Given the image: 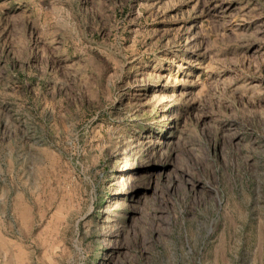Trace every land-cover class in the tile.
Returning a JSON list of instances; mask_svg holds the SVG:
<instances>
[{
    "label": "rangeland",
    "instance_id": "obj_1",
    "mask_svg": "<svg viewBox=\"0 0 264 264\" xmlns=\"http://www.w3.org/2000/svg\"><path fill=\"white\" fill-rule=\"evenodd\" d=\"M0 264H264V0H0Z\"/></svg>",
    "mask_w": 264,
    "mask_h": 264
}]
</instances>
